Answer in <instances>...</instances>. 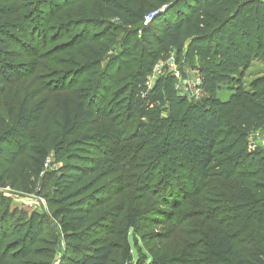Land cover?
Returning a JSON list of instances; mask_svg holds the SVG:
<instances>
[{
  "label": "trees",
  "instance_id": "trees-1",
  "mask_svg": "<svg viewBox=\"0 0 264 264\" xmlns=\"http://www.w3.org/2000/svg\"><path fill=\"white\" fill-rule=\"evenodd\" d=\"M22 1L0 0V74H6L2 83L23 77V71L37 65L41 70L44 64L36 62L39 58L60 65L55 74H58L57 82L60 83L58 91L65 92L58 101L63 137L52 135L49 140L40 137L37 106H18L10 115L9 124H0V171L3 174L10 170L2 169L5 163L12 164L14 170L13 164L24 145L30 167L36 175L44 171L51 151L64 157L52 177L47 202L52 216L57 219L59 234L64 241V256H69L70 264H131L130 232L136 234V228L145 219H158L154 214L162 215L160 212L174 209L175 201L176 205L183 204L181 195L176 193L175 177L169 182L171 193L162 199V207L157 211L132 206L123 200L106 211L97 208L110 201L116 191L121 197L139 191L133 185L135 180L124 183L128 176L122 174L127 171L143 167L161 172L159 167L165 162L174 170L179 150L190 155L200 175L195 192L186 194L185 198L194 200L195 194L204 188L226 206L212 205L205 209L209 210L204 216L207 238L199 239L201 245L195 252L198 256L189 260L185 258L181 264H264V156L246 152L242 142L250 129L258 128L264 122V73L251 81H243L244 68L251 59H259L264 66V2L31 0L32 7L22 14L20 9L25 4ZM76 2L91 5L93 11L90 15L93 17L83 15L63 22L57 20L49 27L51 35L48 39L52 41L59 42L63 38V29H79L52 49L40 54L38 49H32L36 40L31 33L29 18L35 21L43 18L49 22L53 15L50 4L62 8ZM165 5L162 11L155 13ZM248 10L253 11V15L247 13ZM149 14H152L151 20L144 23V17ZM243 14L244 19L238 24L237 19ZM99 25L100 29H93ZM121 27L130 29L128 38L138 37L139 59L129 60L123 69L113 68L117 58L124 61V46L119 57L110 59L101 69L99 63L107 57L114 42L113 36ZM254 34L258 35L255 41L252 40ZM171 51L178 55L182 52L185 60L197 58L201 90L207 99L213 100L223 84H231L234 88L229 99L218 103L214 112L201 109L188 116L187 125L194 135L184 139L176 138L173 132L172 138L166 134L172 129L170 125L179 121L184 103L175 90L174 75L157 77L150 88L145 82V76L158 56ZM131 67H134L133 72H129ZM111 69L113 73H110ZM70 77L71 82L68 81ZM116 79L123 83L109 96ZM163 109H167L168 114L163 115ZM74 115L82 120L97 116L102 123L90 134L68 139L75 125ZM132 117L139 119L129 132ZM151 119L152 123H148ZM16 136L29 138V141L17 147L19 151H8ZM163 145L172 154L166 159ZM125 157L128 159L124 160ZM242 164L246 167L242 168ZM104 178L108 179L105 184L101 183ZM114 181L119 184L115 191ZM219 182L221 185L217 190ZM179 185L183 187L180 180ZM236 188L241 194L230 195L229 190ZM101 195L105 199H98ZM2 204L3 200H0V206ZM6 216L7 209L4 208L0 220ZM24 226V242L29 244L42 231L43 222L38 220L37 223L31 216ZM6 230V227L0 228V242L6 238ZM154 236L160 238L157 233ZM53 238L42 239L43 244L50 246L46 252L54 250L56 239ZM235 242H245L246 247L237 251ZM191 244H188L189 252ZM40 251L30 254H40ZM43 257L46 262L49 256ZM178 261L165 256L152 259L153 264H175ZM44 262L34 264H47Z\"/></svg>",
  "mask_w": 264,
  "mask_h": 264
},
{
  "label": "rangeland",
  "instance_id": "rangeland-1",
  "mask_svg": "<svg viewBox=\"0 0 264 264\" xmlns=\"http://www.w3.org/2000/svg\"><path fill=\"white\" fill-rule=\"evenodd\" d=\"M23 1L25 3L23 7L26 6L27 8L22 7V9H20L22 14L28 11L30 8L29 6L32 7L31 0ZM49 8L50 12L53 13L49 22L43 18H40L37 21H35L34 18H29L32 23L31 33L36 40V44L32 49H38L39 54L47 49L54 48L60 43V41L70 34L76 33L79 29L78 27L63 29V38L59 40V42H56L52 41V39H48L51 35L49 29L50 25L54 24L57 20L63 22L68 18H82L83 15L89 17L91 16L90 13L93 11L91 5L82 2L72 3V5L63 6L62 8L52 3L49 5ZM247 13L253 15L254 12L248 10ZM29 14L30 12L27 13L28 16ZM243 19L244 14L238 17L237 23L239 24ZM100 26L101 25L96 26L93 29H100ZM129 31V28L121 27V29L113 36L114 42L110 45L107 57L99 63L101 69L107 65L110 59L119 57L121 48H124V46L126 47V54L123 57L124 61L117 58L118 61L113 64V68L123 69L129 60L139 59L140 45L136 46L138 44L136 43L138 37L133 36L132 38H128L127 35L129 34ZM257 36V34L252 35V40L255 41ZM240 37L241 35L239 31L238 38ZM246 37L248 38L249 36ZM245 41L246 38L243 42ZM52 57L56 58V56ZM36 62H43L44 66L41 70H39V67L36 64V68H30L27 71H23V77L7 83L5 82L6 84L2 83V80L6 78V74L1 72L0 124L1 126L8 125L10 115L14 113L18 106L23 104L34 105L37 106L39 111L38 118L41 124L40 137H46L49 140L52 135H56L58 138H62L58 101L65 92L58 91L57 88L60 87V83L57 82L58 74H55L57 69L60 68V65L48 63L40 58L37 59ZM134 63L135 62L132 64ZM198 67L199 63L197 62V58L185 60L182 52H179L178 55L176 51H171L168 54L159 55L151 70L145 76V82L148 88H150L157 77L165 74H173L175 79V90L177 94L184 99V103L180 109L179 121L175 123L173 122L170 125L172 127V129H169L170 133H166L169 136L168 138H172V132L175 134V137L177 136L179 139L193 137L194 133L191 132L187 125L188 116L201 109L205 111L207 110L208 112H214L217 104L228 100L232 92H234V88L231 84H223L222 89L217 92L216 97L213 100L207 99L201 90V82L197 72ZM263 68L264 66L259 59H251L247 67L244 68L243 81L247 82L260 77L264 73ZM112 71L113 69H111L110 73ZM133 71L134 67H131L129 72ZM121 77L122 76H120V78ZM118 79L115 80L116 82L110 88L109 96L111 95L110 93L121 87L123 81ZM68 81L71 82V77ZM66 84L68 85L69 83L67 82ZM245 87L246 84H244V88ZM71 88L74 89L77 88V86H72ZM98 96L100 97V94H98ZM112 106L113 105H111V107ZM108 107L109 106L107 105V108ZM161 113L163 115L168 114L167 109H163ZM74 119V129L72 135L67 136L68 139L83 134H90L102 123L97 116L82 120L74 115ZM131 119L132 122H130L129 125V132L133 130L139 118L132 117ZM152 121L153 119L149 120L148 123H152ZM222 135L223 132L221 136ZM28 141L29 138L16 136L12 140L10 146H8V151L14 149L19 151V148L17 147L22 146V144H27ZM242 142L246 152L258 153L259 155L264 156V122L260 127L250 129ZM163 149H165L163 151L165 159L172 155L168 150V147L163 145ZM178 157L179 159L177 160L176 166H174V170L168 162H165L163 166L159 167L161 172H153L143 167L137 171L125 172L122 176H128V178L124 183L135 180L133 185L135 188L139 189V191L135 190L136 192H130L129 194H126V197H124L125 195L122 197L121 195H117L119 191H116V195L112 197L110 201H105L103 204L104 206L101 205L97 208V210L101 208L102 211H106L114 205H119L120 202H122L121 200H123L131 203L132 206L145 207L147 209L151 208L153 211H157L162 207V199L171 193L172 189H169V182L172 181V177H175L174 182L177 186L176 193H178V196L179 194L181 195V201L183 204L176 205L175 201L174 209H169L170 211L167 213L160 212L162 215L154 214L158 219H154V221L152 219H145L136 228V234L135 231L134 233L133 231L130 232L128 235V241L130 244V255L132 257L131 264H153L152 259H160L163 256L167 259L171 258V260H179V263H176L181 264V261L185 258H188L189 260L193 257H197L198 254L195 252L201 245V243L198 242L199 239L205 240L207 238L205 235L206 225L204 224V216H206L205 214H207L209 210L205 209L212 205L226 207L225 204H222L220 200L209 191V189H201L195 194L194 200L185 198L186 194H193L195 192V188L198 184L196 181L200 175L193 166L190 155L179 150ZM123 159L127 160L128 157ZM62 161H64V157H58L56 153L51 151L46 160L44 171L41 174L36 175L32 172L28 151L26 150V145H24L16 163L13 164L14 170L13 168L11 169L12 164H3L2 169L9 168L10 170L3 174L0 171V174H2L0 181V200H3V204L0 206V215L4 208L7 209V216L4 220L3 218L0 220V228L6 227L7 229L6 238L0 242V264H26V262L34 264L40 261L44 262L45 259L43 255L49 256L46 258V262H44L47 264L71 263L68 261L69 256L68 258L64 256V241L59 234L57 219L52 216L51 208L47 202V199L51 195L53 185L52 177L58 172ZM241 166L242 168L246 167L245 164H242ZM170 171L172 172L169 175ZM179 180L182 182V188L184 189L179 185ZM165 181L167 182L166 184H164ZM107 182L108 179L104 178L101 183L105 184ZM114 185L116 187L114 188V191L119 189L118 181H114ZM220 185L221 182L218 183L217 190L220 189ZM139 192H141V194ZM229 194L239 196L241 192L236 188L235 190L230 189ZM98 199L103 200L105 199V196H98ZM31 216L37 221V223L38 220L43 222V226L40 234L34 236L32 242L27 244L28 242H24V224L27 223ZM252 217L255 218L256 216ZM109 220L112 219L110 218ZM36 225L38 226V224ZM108 225H112V223L108 222ZM155 233L160 235L159 239L155 238ZM33 235L34 234L32 233L31 237H33ZM49 238L56 239V243L54 250L46 252V250L50 249V246L43 244L42 239L46 240ZM190 243L193 244H191L189 252L187 248ZM234 247L239 251V249L246 247V243L235 242ZM29 249H31V252L36 251V253L41 249V253L30 254L31 252H28ZM236 255L239 256V253L237 252Z\"/></svg>",
  "mask_w": 264,
  "mask_h": 264
},
{
  "label": "built area",
  "instance_id": "built-area-1",
  "mask_svg": "<svg viewBox=\"0 0 264 264\" xmlns=\"http://www.w3.org/2000/svg\"><path fill=\"white\" fill-rule=\"evenodd\" d=\"M260 1H263V2H264V0H260ZM155 13H156V12H155ZM155 13H154V14H155ZM154 14H153V15H154ZM151 18H152V14L147 15V16L145 17L144 23L149 22V21L151 20Z\"/></svg>",
  "mask_w": 264,
  "mask_h": 264
},
{
  "label": "water",
  "instance_id": "water-1",
  "mask_svg": "<svg viewBox=\"0 0 264 264\" xmlns=\"http://www.w3.org/2000/svg\"><path fill=\"white\" fill-rule=\"evenodd\" d=\"M166 6H167V5L161 7L158 11H156V13H157V12L159 13L160 11H162Z\"/></svg>",
  "mask_w": 264,
  "mask_h": 264
}]
</instances>
